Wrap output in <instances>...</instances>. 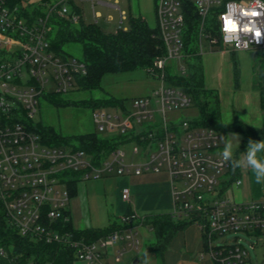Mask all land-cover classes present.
<instances>
[{
    "label": "built area",
    "instance_id": "built-area-1",
    "mask_svg": "<svg viewBox=\"0 0 264 264\" xmlns=\"http://www.w3.org/2000/svg\"><path fill=\"white\" fill-rule=\"evenodd\" d=\"M90 1L95 21L100 17L95 6L100 3L120 10V27L128 18L117 3ZM230 2L156 0L157 28L165 51L147 70L160 79V85L134 98L133 111L125 104L114 106L115 113L108 106L94 108L98 131L117 144L109 151L101 149L97 156L76 145L48 143L37 127L40 100L77 88L87 73L83 59L52 48L56 19L85 23L74 0H42L34 7L24 0H0V235L69 248L83 264H104L111 249L114 260L120 261L127 252L140 249L138 227L146 225L149 216L131 210L105 236L77 238L65 229L71 220L69 181L165 170L172 185L169 215L199 226L201 256L207 254L215 264H256L238 233L264 234V199L241 201L223 194L227 187L243 184L238 168L233 170L219 155L225 135L196 124V117L172 115L194 105L195 99L174 82L176 78L169 79L167 71L168 63L175 60L179 64L174 74H188L187 38L188 47L195 44L201 55L215 50L264 49V38L247 49L224 43L220 17ZM247 3L257 7L255 0ZM128 143L133 144L129 159L124 148ZM122 198L130 200L128 188L123 189ZM230 233L234 237L225 238ZM14 248L11 239L1 242L0 258L16 263Z\"/></svg>",
    "mask_w": 264,
    "mask_h": 264
},
{
    "label": "rangeland",
    "instance_id": "rangeland-1",
    "mask_svg": "<svg viewBox=\"0 0 264 264\" xmlns=\"http://www.w3.org/2000/svg\"><path fill=\"white\" fill-rule=\"evenodd\" d=\"M41 1L42 0H24V4L34 7ZM104 1L109 4L117 3L120 9L128 14L127 20L122 23L121 27L120 10L118 8L108 4H96L95 10L100 13V17L95 21L96 18L93 13L92 2L90 0H74L78 10L83 16L85 24H94L108 34L115 33L120 28L128 27L130 14L133 16H141L151 27L157 26L156 0ZM59 19L60 18L56 20ZM56 25L57 24H55L54 31ZM195 40V35H193L192 43ZM206 44L205 41L204 45ZM192 45L189 46L190 51H187L191 62L193 61L191 55L194 56L198 51L196 45ZM193 48L197 51L192 52ZM63 50L68 56L82 58V45L79 42H67L63 46ZM235 56L239 69L238 85H236L231 51L226 52V50H215L202 54L201 63L204 83L206 86L217 88L220 92L222 120L224 123L241 118L250 125L261 127L264 125V108L260 105L258 89L253 86V77H256V85L259 88L264 87V54L260 53L258 49L238 50L235 51ZM178 64L179 63L175 60L170 61L167 65L168 74L175 75L174 73L178 70ZM188 71L189 65L187 64V72ZM169 79L167 82H171ZM159 85L160 79L154 77L145 67H137L126 71L106 72L102 76L101 87L99 88L83 89L77 87L68 93L55 94L53 99L47 97L42 98L40 100L36 119L40 120L44 125L53 126L57 132L63 135L95 132L103 136V133L98 131L94 122V108L84 105L79 101L90 98L113 97L122 99L126 109L133 111V99L148 95ZM243 108H246L249 112L244 111ZM106 109L112 113L117 112L114 106H108ZM172 115H176L181 119L195 118L199 116V109L196 105H192ZM232 133L236 132L224 134L225 139L221 147L222 150L224 143L230 139L228 135ZM238 134L240 136V147L233 142L236 158H239L242 152L246 151L247 143L251 139L245 140V143L244 135L241 133ZM262 139H264V137L259 140ZM132 146V143H128L124 146L126 152H128V159L132 157L130 153ZM133 161L136 162L137 157ZM148 173L153 174V176L158 179L168 180V174L165 170ZM237 176L241 177L243 180V184L240 188L246 201H259L264 199V184L256 183L255 175L251 169L238 168ZM118 178L119 176L114 174L102 178H91L89 180L76 177L77 190L76 193L70 197L68 203L72 223L75 228L107 227L110 220L119 214L117 213L119 207L117 203L119 202L117 191ZM237 192V189L227 187L223 194L232 199L241 200L238 198ZM189 224L192 225L191 223ZM189 224H187V226ZM149 228V224L138 227L141 246L139 250H136V253L127 252L119 263L113 262L109 257L106 263L133 264V254L138 255L139 259H142L145 252L149 254L148 264L162 263V250L150 248L156 239L154 238V232L149 230ZM234 235V233H230L227 234L225 238L232 239ZM238 235L241 237L244 246L250 250L252 261L256 264H264V234L239 232ZM105 255H107V253ZM75 264H83V262L75 260Z\"/></svg>",
    "mask_w": 264,
    "mask_h": 264
},
{
    "label": "trees",
    "instance_id": "trees-1",
    "mask_svg": "<svg viewBox=\"0 0 264 264\" xmlns=\"http://www.w3.org/2000/svg\"><path fill=\"white\" fill-rule=\"evenodd\" d=\"M12 3H20L22 0H11ZM56 29L52 37V48L61 54H65L63 46L67 42H79L82 45V58L87 65V73L78 80V88L93 89L101 87V79L104 73L114 71H126L137 67H145L152 60L165 51L164 43L159 35L157 26L151 27L141 16L129 15V25L127 29L120 28L115 33H105L94 24L81 23L79 26L70 23L68 20H56ZM187 38V51L189 50ZM193 46V45H192ZM192 52H196L195 48ZM259 50V49H258ZM264 54V49L259 50ZM234 63V74L236 85H238L239 69L237 66L235 51H231ZM201 54L195 53L193 61L189 62V71L185 76L169 75L174 82L194 96L199 109V116L195 123L201 126H211L224 134L236 132L244 135L245 140L251 138L259 140L264 137V126L256 128L246 123L235 120L224 123L220 108V96L216 89L209 88L204 83ZM254 88L260 90L262 95V105L264 107V87L256 85V77H253ZM55 94L46 97L53 99ZM82 104L93 108L100 106L124 105L122 99L113 97L83 99ZM67 103V102H66ZM64 103V104H66ZM38 131L48 141L55 144H72L86 149L99 156L101 149L107 151L117 144L110 138L98 135L95 132H85L73 135H63L55 130L51 125H44L38 122ZM246 143V142H245ZM70 194L73 196L77 190V179L69 181ZM190 222L185 220H175L169 213L153 214L147 219V224L151 226L156 235V242L152 246L154 249L164 250L169 240L180 229H183ZM116 228V223L107 227H87L75 228L70 220L65 229L72 231L77 238L86 240H97L105 236ZM0 233H2L0 229ZM11 239L15 243L13 253L18 255L16 263H9L0 258V264H75L73 251L69 248L45 244L42 242L22 241L18 236L0 235V243H7Z\"/></svg>",
    "mask_w": 264,
    "mask_h": 264
},
{
    "label": "crops",
    "instance_id": "crops-1",
    "mask_svg": "<svg viewBox=\"0 0 264 264\" xmlns=\"http://www.w3.org/2000/svg\"><path fill=\"white\" fill-rule=\"evenodd\" d=\"M209 88H213L218 91L217 88L214 87H209ZM258 92L260 95L259 96L260 105L261 107H263L262 95L260 90H258ZM218 93L220 96L219 91ZM220 108H221V97H220ZM243 109L244 111H248L246 108ZM221 113H222V108H221ZM236 120L242 121L247 125H250L241 118H238ZM253 127L260 128L258 126H253ZM148 172H153V171H147L141 174L130 173L124 175H117L119 176L118 185H117L118 198H119L118 199L119 202H117L119 204L117 213L119 214L110 220L109 225L112 223L117 224L119 217L122 214L127 213L131 210H135L139 214L145 216H150L153 214L156 215L162 213H169L171 211L173 205V198H172V185L169 175H168V180H161L153 176V174H149ZM240 187L241 186L235 188L238 191L237 192L238 198L241 199L242 201H246L243 197ZM124 188H128L130 191L129 201H126L122 198V191ZM69 213H70V209H69ZM70 217H71V213H70ZM191 224L192 225L189 224L185 228L178 230L176 234L169 240L167 247L163 251H161L162 263H158V264H215L207 254L204 253L203 257L201 256V252L203 250L202 233L198 225L194 223ZM149 230L154 232V230L151 227L149 228ZM154 238L156 239V235ZM155 242L152 243L150 248H152ZM113 250L114 249L109 250L107 255H105L104 264H107L106 260L109 259V257L113 262L116 263L122 261V259L120 261L114 260ZM130 252L136 253V251H130ZM132 258H134L133 264H139L140 259L138 255L133 254Z\"/></svg>",
    "mask_w": 264,
    "mask_h": 264
},
{
    "label": "clouds",
    "instance_id": "clouds-1",
    "mask_svg": "<svg viewBox=\"0 0 264 264\" xmlns=\"http://www.w3.org/2000/svg\"><path fill=\"white\" fill-rule=\"evenodd\" d=\"M255 4L257 7H252L247 0H241V3L232 0L226 5L227 10L220 17L221 32L226 45H233L236 49H247L252 44H259L264 38V0H255ZM228 137L230 139L224 143L219 154L222 160L229 163L233 170L251 169L256 183L264 184V155H261L264 154V139L259 141L250 139L246 151L236 158L233 142L240 147V136L238 133H232ZM148 259L149 254L145 252L140 264H148Z\"/></svg>",
    "mask_w": 264,
    "mask_h": 264
}]
</instances>
